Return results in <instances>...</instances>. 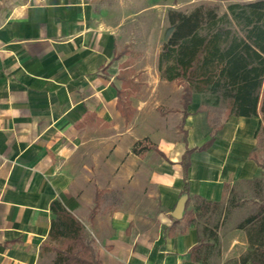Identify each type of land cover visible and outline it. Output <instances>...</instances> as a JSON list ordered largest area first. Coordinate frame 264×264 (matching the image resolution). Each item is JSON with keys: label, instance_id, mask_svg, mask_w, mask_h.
<instances>
[{"label": "crops", "instance_id": "0c3cea01", "mask_svg": "<svg viewBox=\"0 0 264 264\" xmlns=\"http://www.w3.org/2000/svg\"><path fill=\"white\" fill-rule=\"evenodd\" d=\"M158 7L0 0V264H45L54 200L84 223L100 264H264L263 222H202L263 176L261 108L236 116L200 92L184 101V84L160 74L161 51L145 94L129 26ZM198 199L221 212L199 217Z\"/></svg>", "mask_w": 264, "mask_h": 264}, {"label": "trees", "instance_id": "16d2710c", "mask_svg": "<svg viewBox=\"0 0 264 264\" xmlns=\"http://www.w3.org/2000/svg\"><path fill=\"white\" fill-rule=\"evenodd\" d=\"M168 19L172 31L158 59L162 78L184 84V101L194 92L205 93L225 102L236 116H259L260 107L264 120V0L232 3L223 14L207 6L189 13L171 9ZM255 182L261 195L263 181ZM221 208L219 203L196 201L199 217L210 218ZM51 211L54 218L41 254L53 252L52 264H100L84 223L59 200L52 202ZM257 222L264 223V202L243 226ZM209 234L217 240L214 230ZM204 241L202 237L194 250L198 260L203 259L201 249L211 245Z\"/></svg>", "mask_w": 264, "mask_h": 264}, {"label": "rangeland", "instance_id": "374dc122", "mask_svg": "<svg viewBox=\"0 0 264 264\" xmlns=\"http://www.w3.org/2000/svg\"><path fill=\"white\" fill-rule=\"evenodd\" d=\"M245 0H159V7L156 10L145 11L138 21L129 26L128 42L130 46L135 48L138 68L142 69L140 74L146 82L145 94L150 93V78L152 66L157 61L159 52L162 49L167 33L172 30L168 19L169 10L175 9L183 12H191L199 6L214 7L219 14L228 11V6L232 3L242 2ZM171 34V32H170ZM209 96V95H208ZM257 155L260 163L264 166V130L261 129L259 136V145ZM263 180L262 194H258L257 183L242 182L229 190V197L224 206L227 210H223L221 215L213 219L203 220L210 227H216L223 224H228L230 227H237L248 216L255 213L259 205L264 202V172L261 177ZM203 226V224H202ZM55 254L48 252L44 255L45 264H52ZM213 261L218 264L217 257Z\"/></svg>", "mask_w": 264, "mask_h": 264}, {"label": "water", "instance_id": "95a60500", "mask_svg": "<svg viewBox=\"0 0 264 264\" xmlns=\"http://www.w3.org/2000/svg\"><path fill=\"white\" fill-rule=\"evenodd\" d=\"M172 30H170L168 33H167V37L166 39L168 38V36L170 35V32ZM186 201H187V196L184 195L180 198L179 202H178V205L176 206L174 212H173V217H175L176 219H181L182 216H183V212H184V209H185V205H186Z\"/></svg>", "mask_w": 264, "mask_h": 264}]
</instances>
